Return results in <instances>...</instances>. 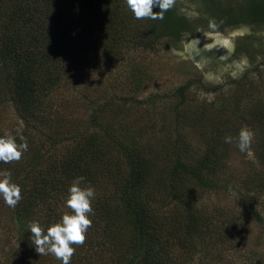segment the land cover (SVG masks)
Instances as JSON below:
<instances>
[{
    "label": "trees",
    "instance_id": "1",
    "mask_svg": "<svg viewBox=\"0 0 264 264\" xmlns=\"http://www.w3.org/2000/svg\"><path fill=\"white\" fill-rule=\"evenodd\" d=\"M196 1L216 21L213 30L264 27V0ZM193 21L177 5L163 20H137L126 0H0V105L12 102L30 125L16 135L18 142L21 134L27 139L25 162L24 156L19 162H0V172H11L22 195L15 208L0 196V223L7 218L15 229L14 240L3 245L4 261L44 260L35 251L28 224L36 221L46 232L64 214H72L65 201L77 176L85 177L82 187L95 188L94 214L89 215L92 225L85 243L73 245L70 264H223L222 245L213 251L211 244L226 239L240 245L248 229L243 224L245 211L263 221L264 77L244 73L231 88L215 85L209 90L216 92L211 100L192 96V79L163 105L152 94L150 102L141 105L151 115L153 133L146 136L140 129L125 134L113 124L112 115L134 100L145 83L134 68L126 77L136 84L133 91L120 93L118 82L104 85L102 91L96 87L95 94L85 96L88 113L81 122L56 126L76 144L60 154L55 170L43 173L44 154L33 146L36 134L52 120L45 113L50 93L71 79L81 82L70 65L77 57L92 52L112 61L129 48L153 50L160 39L198 34ZM154 111L159 113L157 120ZM243 127L254 132L250 151L256 165L252 163L254 175L242 181L226 167L231 148H239L226 144L224 137H237ZM192 133L203 138L201 155L198 148L191 149ZM143 139L147 146L140 143ZM154 139L157 149L149 143ZM238 178L250 187L237 188ZM196 187L202 191L196 192ZM233 190V199L222 202L221 195ZM244 252L243 264L257 257L250 249Z\"/></svg>",
    "mask_w": 264,
    "mask_h": 264
},
{
    "label": "rangeland",
    "instance_id": "2",
    "mask_svg": "<svg viewBox=\"0 0 264 264\" xmlns=\"http://www.w3.org/2000/svg\"><path fill=\"white\" fill-rule=\"evenodd\" d=\"M175 5L191 21L194 20L193 25L199 28L198 34L186 35L175 40L160 39L153 50L129 48L128 51L120 52L112 61L106 58H97L92 52H88L85 58L79 56L71 62L70 65L73 71L79 75L81 82L78 83L71 79L69 83H62L50 93L47 99L50 105L47 108L48 112L45 113L52 120L50 125L43 126L45 128L36 134L37 144L33 145L35 148H40L39 153L44 154L43 163H41L43 173L55 170L61 164L58 159L60 154L62 152L65 154L72 148L73 143L76 144L73 139L68 138L67 133L64 137V131L60 130L59 132L56 126L61 128L76 120V122H81L88 113V109L84 108L83 103L85 96L89 98L95 94L96 87L102 91L104 85L118 82L116 85H118L117 90L120 93L127 94L130 90L133 91L136 84L130 83L131 81L126 77L134 68L144 75L145 83L134 100L122 105L116 115H112V118L115 119L113 124H115V128L121 129L125 134L140 129L146 136H151L153 133L150 128L152 123H149L151 115L141 105L143 104L145 107L150 102L152 94L160 97L162 101L158 98H153V100L157 99V103L163 105V101L167 102V98L175 94L180 85L192 79L194 82L192 96L211 100L216 92L209 90L215 85L231 88L237 78L243 76L244 73L249 74L252 78L264 77V27L256 29L242 25L224 31L213 30L209 29V25H206L211 19H209L203 3L196 0H176ZM87 36L91 37L88 34ZM200 81L206 89L199 86ZM153 115L155 120L159 118V113L154 111ZM29 126H26L25 122L21 120L12 102L0 105V136L8 132L16 136L22 130L28 129ZM59 136L61 142L58 141ZM140 143L147 146L145 139ZM149 143L157 149L158 139L151 140ZM189 143L193 151L198 148L200 155L203 153L204 141L202 137L193 136L192 133ZM236 150L231 148V158L227 161L226 167L229 172L242 176L243 181L246 175H254L252 163L256 165L255 156L252 151L245 155L239 149ZM23 156L21 161L25 162L29 154L25 152ZM242 181L239 179L235 186L237 188L250 187L249 184H244ZM194 189L196 192L202 191L199 187ZM236 193V190L224 192L221 195L222 202L231 201L232 196ZM245 212L247 214L242 213L243 224H246L248 229L243 235L240 245L226 239L224 242L222 241L223 244L222 242L216 245L211 244L213 251L222 245L221 251L224 252L222 259L225 260L223 264H243L242 261L247 257L244 250L248 249L257 254L255 259H250L249 264H264V218L263 221H260L254 216L252 217L253 214L248 216L249 211ZM2 219L5 221L0 223V264H10L8 261H4L3 245L14 240L15 229L7 221V218L2 217ZM259 234H261L260 238ZM208 239L216 240L211 237ZM46 256H43L44 260L37 264H61V261L53 255L49 254L47 256L49 259ZM209 258L210 255L207 256L208 261H210ZM218 264H222L221 261Z\"/></svg>",
    "mask_w": 264,
    "mask_h": 264
},
{
    "label": "clouds",
    "instance_id": "3",
    "mask_svg": "<svg viewBox=\"0 0 264 264\" xmlns=\"http://www.w3.org/2000/svg\"><path fill=\"white\" fill-rule=\"evenodd\" d=\"M175 3L176 0H126L127 7L137 20H163L165 13L171 10ZM154 7H158L159 11H154ZM217 27L215 20L209 21V28ZM18 139L19 142L11 132L0 136V162L8 164L21 160L23 154L28 151V142L22 134ZM253 139L254 132L243 127L235 138L226 135L224 142L235 143L241 153H246L250 151ZM84 181L85 177L77 176L68 189L65 203L72 210V214H64L62 219L49 226L46 232L36 221L28 224L32 243L39 256L51 254L62 264H70L75 253L73 245L82 246L85 243L86 233L92 225L89 215L94 214L92 200L95 198V188L90 184L82 187ZM0 196L11 208H15L22 200L21 187L12 181L10 171L0 172Z\"/></svg>",
    "mask_w": 264,
    "mask_h": 264
}]
</instances>
